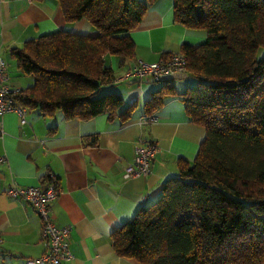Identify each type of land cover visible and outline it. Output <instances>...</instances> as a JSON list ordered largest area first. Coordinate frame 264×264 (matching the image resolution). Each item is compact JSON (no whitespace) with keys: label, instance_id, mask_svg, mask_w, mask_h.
<instances>
[{"label":"trees","instance_id":"obj_1","mask_svg":"<svg viewBox=\"0 0 264 264\" xmlns=\"http://www.w3.org/2000/svg\"><path fill=\"white\" fill-rule=\"evenodd\" d=\"M55 1L66 22L86 19L97 33L61 29L12 48L31 78L15 101L65 119L130 117L134 101L101 92L113 78L105 56L134 57L130 31L158 0ZM172 8L176 22L206 38L181 45L186 74L155 81L162 84L145 112L179 96L206 135L192 161H177L159 196L113 230L112 247L141 264H264V0H172ZM184 75L196 84L178 92L173 79Z\"/></svg>","mask_w":264,"mask_h":264},{"label":"crops","instance_id":"obj_2","mask_svg":"<svg viewBox=\"0 0 264 264\" xmlns=\"http://www.w3.org/2000/svg\"><path fill=\"white\" fill-rule=\"evenodd\" d=\"M61 29L97 33L86 19L66 22L55 0H0V56L7 62L12 85L22 88L31 78L14 66L11 49ZM130 36L135 44L133 58L105 56L113 70L110 83L123 96L125 105L136 104L130 117L103 112L86 119H65L60 110L43 115L27 108L26 121L21 124L14 112L0 115L4 130L0 131V155L6 157L0 165V264H29L46 249L41 217L25 200L6 193L11 184L52 185L59 190L51 203L54 222L71 226L72 256L62 264H141L115 253L111 233L159 196L164 181L177 175L179 159L195 158L206 130L190 120L179 96L167 97L152 112L156 121L140 124L139 118L146 114L144 101L162 83L124 75L138 60H164L179 52L183 43H202L206 33L176 22L172 0H158ZM178 81L173 79L181 92L184 87L178 88ZM139 137L154 141L159 151L148 174L126 179L123 171L133 160Z\"/></svg>","mask_w":264,"mask_h":264},{"label":"built area","instance_id":"obj_3","mask_svg":"<svg viewBox=\"0 0 264 264\" xmlns=\"http://www.w3.org/2000/svg\"><path fill=\"white\" fill-rule=\"evenodd\" d=\"M186 73V56L182 52L172 53L164 60L145 62L138 60L125 73L124 78H135L139 81L149 79L160 81L163 78ZM20 88L9 81L7 62L0 56V115L14 112L25 123L26 107L18 104L14 94ZM155 113L144 114L139 118L140 124L156 121ZM3 133V128L0 127ZM159 151L157 144L149 139L139 137L134 144V155L131 163L123 171L124 178L144 176L151 171V162ZM6 161L0 155V165ZM6 193L13 198H21L31 205L42 219L41 238L45 242V251L28 261L29 264H62L72 256L69 248L70 225L57 226L51 211V203L57 198L59 190L52 185L22 186L11 184Z\"/></svg>","mask_w":264,"mask_h":264},{"label":"rangeland","instance_id":"obj_4","mask_svg":"<svg viewBox=\"0 0 264 264\" xmlns=\"http://www.w3.org/2000/svg\"><path fill=\"white\" fill-rule=\"evenodd\" d=\"M86 34V33H84ZM15 62V63H14ZM13 64L14 66H16V61L15 59L13 60ZM11 72H13L14 74V68L11 67L10 69ZM21 80V79H20ZM179 87L178 88H181L182 87H186V85H195L196 84V81L195 79H193V77L191 76H188V75H184L182 77L179 78ZM110 91H113V92H117L116 91V86L109 83V84H106L105 86H103V88L101 89V92H110ZM128 103V102H127Z\"/></svg>","mask_w":264,"mask_h":264}]
</instances>
